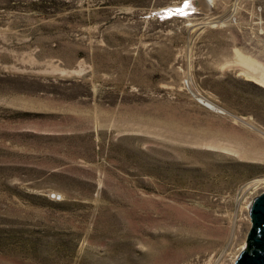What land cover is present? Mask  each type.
Instances as JSON below:
<instances>
[{
	"label": "rangeland",
	"instance_id": "rangeland-1",
	"mask_svg": "<svg viewBox=\"0 0 264 264\" xmlns=\"http://www.w3.org/2000/svg\"><path fill=\"white\" fill-rule=\"evenodd\" d=\"M263 73L264 0H0V264H234Z\"/></svg>",
	"mask_w": 264,
	"mask_h": 264
},
{
	"label": "flooded vegetation",
	"instance_id": "flooded-vegetation-1",
	"mask_svg": "<svg viewBox=\"0 0 264 264\" xmlns=\"http://www.w3.org/2000/svg\"><path fill=\"white\" fill-rule=\"evenodd\" d=\"M257 199L264 205V189L254 198L253 205H255ZM259 256H264V214L260 209L256 210L252 215V225L248 232L245 245L239 252L234 264H244L246 257Z\"/></svg>",
	"mask_w": 264,
	"mask_h": 264
},
{
	"label": "water",
	"instance_id": "water-1",
	"mask_svg": "<svg viewBox=\"0 0 264 264\" xmlns=\"http://www.w3.org/2000/svg\"><path fill=\"white\" fill-rule=\"evenodd\" d=\"M258 209H260V211L264 214V205H262V203H260L259 199H257L255 205H252L251 216H250L251 217V221H252V215ZM251 225H252V223H251ZM247 236H248V234H247ZM244 262H243L244 264H264V256L246 257Z\"/></svg>",
	"mask_w": 264,
	"mask_h": 264
},
{
	"label": "bare ground",
	"instance_id": "bare-ground-1",
	"mask_svg": "<svg viewBox=\"0 0 264 264\" xmlns=\"http://www.w3.org/2000/svg\"><path fill=\"white\" fill-rule=\"evenodd\" d=\"M250 67H251V65H250ZM263 74H264V73H263ZM252 79H253V78H252ZM262 84L264 85V82H262ZM202 102H203L204 105H206L207 107L219 109V107L215 106L213 103H211V102H210L209 100H207V99L202 100ZM219 111H220V109H219ZM249 124H250V123H249ZM252 127H253V126H252ZM262 180H264V179L257 180V181L259 182V181H262Z\"/></svg>",
	"mask_w": 264,
	"mask_h": 264
}]
</instances>
